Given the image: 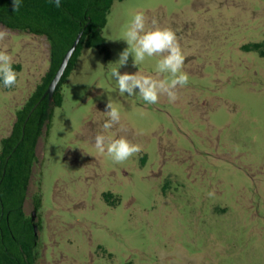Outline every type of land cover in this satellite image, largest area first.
<instances>
[{"label": "rangeland", "instance_id": "obj_1", "mask_svg": "<svg viewBox=\"0 0 264 264\" xmlns=\"http://www.w3.org/2000/svg\"><path fill=\"white\" fill-rule=\"evenodd\" d=\"M137 11L177 34L189 83L175 103L122 96L111 77ZM8 30L18 79L0 81V151L50 68L46 37ZM103 36L109 55L83 49L37 146V264H264V0H117ZM160 58L119 71L165 78ZM109 101L121 122L105 131ZM97 133L143 150L114 163Z\"/></svg>", "mask_w": 264, "mask_h": 264}, {"label": "trees", "instance_id": "obj_2", "mask_svg": "<svg viewBox=\"0 0 264 264\" xmlns=\"http://www.w3.org/2000/svg\"><path fill=\"white\" fill-rule=\"evenodd\" d=\"M117 0H61L59 8L52 0H22L12 12V0H0V24L8 29L46 37L50 44V68L41 83L17 111L11 134L2 139L0 151V264H37V237L32 215L25 210L30 182L37 161L40 138L49 130L54 108L63 103L62 83L76 68L84 48H97L109 55L103 29ZM122 1V0H119ZM81 41L59 84L51 107L44 97L66 53L78 35ZM38 227L42 196L34 198Z\"/></svg>", "mask_w": 264, "mask_h": 264}, {"label": "clouds", "instance_id": "obj_3", "mask_svg": "<svg viewBox=\"0 0 264 264\" xmlns=\"http://www.w3.org/2000/svg\"><path fill=\"white\" fill-rule=\"evenodd\" d=\"M54 6L59 8L61 0H52ZM22 7V0H12V12L16 13ZM11 35L10 30L0 27V41ZM128 47L120 54L116 62L118 67L111 69V77L118 85L120 95H138L147 104H156L161 96H166L169 103L179 99L178 89L189 83L188 74L183 71L185 54L180 45L176 32L171 27L159 26L153 18L149 26V19L143 11H137L125 26L123 33ZM133 58V67L142 64L146 58L161 57L156 64L158 74H167L165 78L144 75L137 71L134 74L119 71L127 66L129 57ZM18 73L13 67V57L6 51L0 50V81L5 88H12L17 84ZM105 111L107 119L102 127L105 131L120 124L121 113L109 101ZM120 131H126L121 126ZM94 147L100 154H106L114 163L120 164L138 155L143 149L140 144L131 142L126 136L119 138L97 133L94 137ZM210 192L209 196H213Z\"/></svg>", "mask_w": 264, "mask_h": 264}, {"label": "water", "instance_id": "obj_4", "mask_svg": "<svg viewBox=\"0 0 264 264\" xmlns=\"http://www.w3.org/2000/svg\"><path fill=\"white\" fill-rule=\"evenodd\" d=\"M81 38H82V33H80L76 39V41L74 42L73 46L69 49V51L66 53L55 77L53 78L52 82L50 83L44 97H48L49 99V103L50 105L52 106L53 103H54V97H55V93H56V90L59 86V84L61 83V80L68 68V65L70 63V60L73 56V54L75 53L80 41H81ZM36 217H37V212L34 211L32 213V220L33 222H36ZM38 224L37 223H34V231H35V236L37 237L38 235Z\"/></svg>", "mask_w": 264, "mask_h": 264}, {"label": "flooded vegetation", "instance_id": "obj_5", "mask_svg": "<svg viewBox=\"0 0 264 264\" xmlns=\"http://www.w3.org/2000/svg\"><path fill=\"white\" fill-rule=\"evenodd\" d=\"M34 211H36V210H34ZM34 211H33V212H34ZM36 212H37V211H36ZM35 223H36V222H35Z\"/></svg>", "mask_w": 264, "mask_h": 264}]
</instances>
